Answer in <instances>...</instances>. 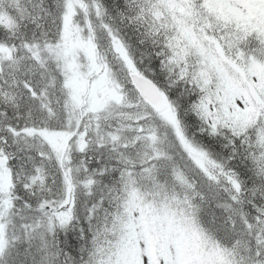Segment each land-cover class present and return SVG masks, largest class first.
Segmentation results:
<instances>
[{"label": "snow or ice", "instance_id": "6c2138e0", "mask_svg": "<svg viewBox=\"0 0 264 264\" xmlns=\"http://www.w3.org/2000/svg\"><path fill=\"white\" fill-rule=\"evenodd\" d=\"M0 264H264V0H0Z\"/></svg>", "mask_w": 264, "mask_h": 264}]
</instances>
